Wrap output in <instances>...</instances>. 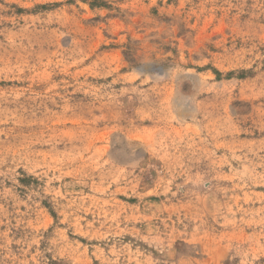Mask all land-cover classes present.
Instances as JSON below:
<instances>
[{
  "label": "rangeland",
  "instance_id": "rangeland-1",
  "mask_svg": "<svg viewBox=\"0 0 264 264\" xmlns=\"http://www.w3.org/2000/svg\"><path fill=\"white\" fill-rule=\"evenodd\" d=\"M0 264H264V0H0Z\"/></svg>",
  "mask_w": 264,
  "mask_h": 264
}]
</instances>
